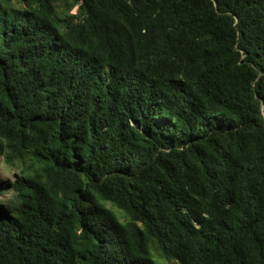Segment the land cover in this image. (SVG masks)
<instances>
[{
    "label": "trees",
    "instance_id": "obj_1",
    "mask_svg": "<svg viewBox=\"0 0 264 264\" xmlns=\"http://www.w3.org/2000/svg\"><path fill=\"white\" fill-rule=\"evenodd\" d=\"M12 1L0 264H264V0Z\"/></svg>",
    "mask_w": 264,
    "mask_h": 264
},
{
    "label": "rangeland",
    "instance_id": "obj_2",
    "mask_svg": "<svg viewBox=\"0 0 264 264\" xmlns=\"http://www.w3.org/2000/svg\"><path fill=\"white\" fill-rule=\"evenodd\" d=\"M11 6H15L17 8H22V4L19 3L17 0H13ZM76 10H74L75 12ZM19 175V170L17 168H11L9 167L3 157H0V183L3 182H11L13 183L16 177ZM17 197L15 192L10 189L9 191L3 193L0 195V206H7V205H17ZM118 213V211H117ZM120 214V213H118ZM152 254L154 255L155 259L160 264H176L173 262H170L164 258H162L157 250H152Z\"/></svg>",
    "mask_w": 264,
    "mask_h": 264
}]
</instances>
